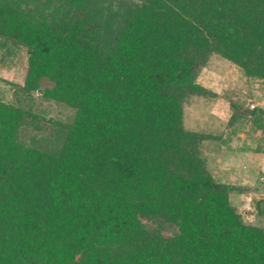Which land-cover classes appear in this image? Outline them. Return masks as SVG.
Listing matches in <instances>:
<instances>
[{"label":"trees","instance_id":"16d2710c","mask_svg":"<svg viewBox=\"0 0 264 264\" xmlns=\"http://www.w3.org/2000/svg\"><path fill=\"white\" fill-rule=\"evenodd\" d=\"M20 47V103L0 98V264H264L243 188L183 121L213 54L264 80V0H0V57ZM36 92L73 114L46 119Z\"/></svg>","mask_w":264,"mask_h":264},{"label":"rangeland","instance_id":"374dc122","mask_svg":"<svg viewBox=\"0 0 264 264\" xmlns=\"http://www.w3.org/2000/svg\"><path fill=\"white\" fill-rule=\"evenodd\" d=\"M27 68L25 47L10 57H0L1 99L20 103L16 90L24 83ZM197 82L210 93L189 97L184 104V126L211 135L202 150L213 174L243 188L231 194L232 204L245 222L264 228V215L258 212V201L264 197V80L248 76L232 61L213 54L199 71ZM49 86L51 81H42L43 88ZM34 97L33 108L46 119L66 120L73 114L64 104L41 98L40 92Z\"/></svg>","mask_w":264,"mask_h":264},{"label":"built area","instance_id":"2783aa9c","mask_svg":"<svg viewBox=\"0 0 264 264\" xmlns=\"http://www.w3.org/2000/svg\"><path fill=\"white\" fill-rule=\"evenodd\" d=\"M263 199H264V197H263Z\"/></svg>","mask_w":264,"mask_h":264}]
</instances>
